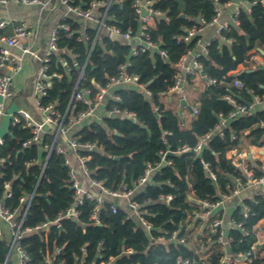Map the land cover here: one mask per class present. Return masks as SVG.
Listing matches in <instances>:
<instances>
[{"label":"trees","instance_id":"1","mask_svg":"<svg viewBox=\"0 0 264 264\" xmlns=\"http://www.w3.org/2000/svg\"><path fill=\"white\" fill-rule=\"evenodd\" d=\"M95 1L104 3L97 7V11L101 16L106 14V25H115L123 33L129 29L134 35L140 32L141 16L136 10L138 0H70V3L88 8ZM230 1L151 0L156 14L154 24L147 31L158 48L137 56H131L132 42L112 39L104 27L99 30L95 23H89L86 30L90 39H80L83 22L71 16L67 18L72 33L60 30L61 50L51 59V71L61 76L54 79L44 102L58 101L64 112L84 66L81 87L92 86L93 79L106 84L128 60L131 61L128 72L138 74L140 81L153 93L150 99L135 86L116 88L121 101L110 102L108 108L135 112L137 119L115 116L91 127L84 126L77 132L81 140L97 142L102 147L88 153L91 158L87 165L92 177L116 190L123 184L132 187L144 174L148 163L160 161L163 150L172 152L167 156L172 164H164L157 170L151 182L134 197L148 210L146 217L153 223L150 233L137 218H128L122 201L106 198L98 203L84 198L77 207L78 217L62 219V229L59 225H52L48 232L36 231L23 237L22 244L35 262L43 261L47 251L53 254L60 247L58 259L67 264H75L77 258H86L95 264L111 259V264H177L180 256L190 258L196 264H219L216 251L202 259L195 248L170 239V234L177 231L180 237L184 236L187 216L200 208V201L219 199L221 194L229 191V184L234 187L233 177L246 179L243 167L236 166L228 157L231 149L244 137L252 139L253 144H264V107L252 109L254 95L264 96V68L249 66L251 52L259 47L264 49V4L261 0H248L252 4L251 11L241 8L237 15L239 24H231L222 32L225 37L233 38L232 44L215 40L208 46L207 54L200 58L204 74L216 82H207L200 93L197 100L199 112L189 128L181 126V117L167 106L168 98L163 94L174 84L176 64L188 50L196 47L198 38L188 42L180 39L186 33L185 28L199 25L201 17L210 21L216 9ZM181 13L185 17H181ZM2 33L3 29H0ZM160 49L167 51L168 58L161 56ZM63 58L68 60L70 71L63 66ZM240 65L245 69L237 73ZM235 80H240L243 87L234 85ZM226 94L252 105L251 111L229 118L235 107L225 98ZM154 105H159L161 110L155 112ZM220 114L227 119L223 135L214 130L221 120ZM11 133L5 134L6 142L0 146V156L5 158L0 174V198H4L5 183L10 181L13 197L6 202L12 209H20L21 196L34 194L24 227L54 220L76 200L75 190L70 186L69 168L65 165L67 154L53 151L47 158L40 144L23 145L30 137L28 129L12 125ZM233 133L237 134V139L232 138ZM206 135L210 137L200 153L194 150L180 152L185 146L194 148ZM202 159L211 164L217 181L207 175ZM246 165L254 169L256 176L263 174L258 168L261 162L250 160ZM168 195L172 196L170 201L161 199V196ZM245 202L250 206L248 218L243 216L240 204L232 209L231 214L243 221L251 233L245 235L239 229L230 231L234 238L231 243L234 252L250 250L257 239L254 226L264 219V196L256 197L255 201L245 198ZM113 204L117 205L116 212L112 210ZM97 206L100 224H95L92 219ZM164 231L169 234L161 241L159 236ZM10 247L11 240L0 237V264H13L8 258ZM130 249L132 252L127 251ZM255 264L261 262L256 260Z\"/></svg>","mask_w":264,"mask_h":264},{"label":"built area","instance_id":"2","mask_svg":"<svg viewBox=\"0 0 264 264\" xmlns=\"http://www.w3.org/2000/svg\"><path fill=\"white\" fill-rule=\"evenodd\" d=\"M41 2V0H0V5L16 3L36 6L41 4ZM60 2L66 6L68 13L76 14L79 19L85 22L82 25L83 32L80 39H90V36L86 32L88 22H90L97 24L99 30L104 27L109 34L118 32L123 35L125 41L132 42L133 49L131 56H137L139 53L158 48L147 31L148 27L154 23V18L150 13L154 12L156 14L155 10L151 7V0H146L145 4L140 2V0L136 2V10L141 16V30L137 35L133 34L132 29L123 33L115 25H106V14L101 16L96 11L98 6L104 4L102 1H95L88 8L73 5L70 3V0H60ZM261 2L264 4V0H261ZM141 5L149 9L150 13L146 16L141 15ZM157 13L163 14L161 12ZM67 18L68 14L64 16L62 22L53 30L49 40L48 50L42 56H39L31 49L29 44L26 43L31 36V32L25 24L15 26L13 32L9 35L4 33L0 34V124L2 118L9 114L8 104L15 96V73L21 68L24 55L30 54L40 61V68L36 72L34 86L35 108L38 111V116L36 118L28 110L18 108L9 114L11 125H19L21 128L29 130L30 137L23 143L25 147L38 143L41 145V149L46 152L47 158L53 151L67 154L65 165L69 168L70 186L75 190L76 196L75 203L65 212L60 213L54 220H48L33 227H24L25 217L30 208L34 194L30 196H21L19 199L20 209H12L6 202V199L13 197L12 182L7 181L5 183L4 198H0V219L6 221L10 225L12 239L9 255L16 253L18 256V264H67L64 260L58 259V254L61 252L60 247H57L53 254L47 251L43 261L35 262L27 248L22 244V239L28 233L36 231L48 232L52 225H60L62 219H76L79 215L77 207L82 204L84 198L96 200L98 203H102L106 198L122 201V204L127 208L128 218H137L140 224L150 233L153 229V223L146 217L148 210L144 207L145 204L139 203L134 197L143 186L151 182L157 170L164 164H172V160L167 159V156L172 152L170 150H163L160 152V161L148 163L144 174L134 182L132 187L123 184L116 190L106 187L103 181L92 177L91 170L87 165V161L91 158L88 153L99 151L102 147L97 142L81 140L80 136L76 135L77 132L84 126L91 127L96 123H102L106 118H113L115 116L134 120L137 119V113L135 112L122 110L118 107L112 109L108 108L110 102L121 101V96L116 91V88L120 86H135L150 99L153 98V93L145 83L140 81V76L138 74L128 72L127 68L131 64V61L128 60L121 66L120 72L116 76L110 77L106 84L93 79L92 86L81 87L80 84L84 74V66L74 86L70 102L64 112L60 109V103L58 101L44 102V98L48 96L49 89L52 87L54 79L61 76L59 73L51 71V59L54 54H57L61 50L59 45L60 30L63 29L68 32V34L72 33V27L71 24L66 21ZM218 18L219 8L216 9V14L210 21L201 17L199 25L186 27V33L183 34L180 39L188 42L193 38H198L197 43H199V35L202 29L207 25L218 23ZM235 24H239L237 17L235 18ZM5 25V20L0 21V29L4 28ZM230 25L229 23L222 24L219 30L222 37L229 44H232L233 38L225 37L222 34L223 31L229 29ZM95 40L96 38L94 41ZM159 51L161 56L168 58L166 50L160 49ZM207 52L208 47L205 48L204 51L197 53H193L192 49L188 50L176 64L177 72L174 77L173 86L168 92L163 94L165 98H168L170 94L176 93L180 96V99H185L187 104L191 106L192 110L189 111L191 116L190 122L184 120L182 112L180 115L181 126L184 128L190 127L192 120L199 112L198 105L193 104L189 100V90L192 81L196 77L202 76L209 83L216 82L215 79L207 78L205 74L202 75L201 73L203 71V64L200 58L207 54ZM62 64L67 68V71L71 70V66L67 59L63 58ZM4 68H8V70L3 71ZM234 85L243 87V83L240 80H235ZM225 98L235 107L233 111L230 112L229 118H236L251 111L252 105L238 101L232 94H226ZM254 101L264 102V96L254 95ZM78 104L80 107H77ZM154 110L155 112H159L161 110L160 106L154 105ZM220 116L222 115L220 114ZM226 120L227 119L222 116L220 122L214 129L215 131H219L220 135H223L222 129L227 125ZM209 137L210 135L202 137L194 148L185 146L180 152L194 150L196 153H200ZM232 138L237 139V134L233 133ZM5 142V135L0 131V146H3ZM239 145L231 149L235 154L239 149ZM4 162L5 158L0 156V174ZM201 162L207 175L213 181H217V175L211 164L204 159H202ZM233 163L236 166L243 167L246 179L244 180L239 176L233 177L234 187H231L229 184L227 187L229 191L221 194L219 199L215 201L207 199L200 201V208L195 209L187 216L186 234L180 237L178 232L174 231L170 234V239H176L181 243H186L195 248V251L202 259H207L211 253L216 251L219 264H255L256 260L264 264V219H261L254 226L257 239L251 245L250 250L247 252H234L231 249V243L234 238L230 231L232 229H239L243 234L249 235L251 230L245 227L243 221H238L232 214L227 215L226 213V202L231 200L232 197L242 194V192L246 190L251 192L250 197H246L250 200L255 201L256 197L264 196V164L261 163L258 167L263 174L256 176L254 169L244 166L245 164L243 162L233 160ZM29 164L30 162H27V165ZM165 198L170 201L172 196H161V199ZM240 205L243 207V216L248 218L250 215V206L245 202V199L241 200ZM112 210L116 212V204L112 205ZM92 219L95 224L101 223L99 220V206L94 209ZM197 223H199V226L202 228L199 230L198 235L194 236L195 241L200 242L198 248L194 243H191L190 235L188 234L189 229L196 227ZM189 226L190 228L188 229ZM168 234V231L162 232L159 236V240H166ZM1 236L2 230L0 229V237ZM127 251L132 252L131 249ZM111 261L112 259L109 262H102L101 264H111ZM75 264L95 263H89L86 258H77ZM177 264H196V262L190 258L180 256L177 259Z\"/></svg>","mask_w":264,"mask_h":264},{"label":"crops","instance_id":"3","mask_svg":"<svg viewBox=\"0 0 264 264\" xmlns=\"http://www.w3.org/2000/svg\"><path fill=\"white\" fill-rule=\"evenodd\" d=\"M41 1V4L36 6H27L16 3L0 5V21H6V25L2 28L4 34L9 35L13 32L15 26L25 24L31 32V36L28 38L26 43H28L31 49H33L39 56H42L47 52L51 34L53 30L62 22L65 15L68 14V17L71 16L79 19L76 14L68 13L66 6L61 3L60 0ZM140 2L145 4L146 0H140ZM251 7L252 4L248 0H231L225 5L220 6L218 23L207 25L202 29L199 35L200 42L192 49L193 53L204 51L205 48H207L215 40H220L221 43H228L220 33V25L225 23L235 24V18L237 17L240 9L243 8L247 11H251ZM81 22H83V24L85 23L83 20H81ZM89 23L90 22H88V24ZM259 65H264V49L261 47L257 48V50H253L249 59L250 67L256 68ZM39 68L40 61L38 58L30 54L24 55L21 62V68L14 76L15 96L8 104L9 114L18 108H23L31 112L32 115L37 118L38 111L35 108L34 86L35 75ZM244 69L245 67L240 65L236 72L240 73ZM7 70L8 68L3 69V71ZM207 82L208 81L204 77L198 76L190 84L189 100L193 104H197L199 95L205 89ZM180 102L181 99L178 94H170L168 96L167 106L178 113V110H180ZM256 107H264V102L254 101L252 109ZM189 111L190 110L187 106L181 108L182 117L187 122L191 121ZM9 114L2 118L0 124V131L4 135L11 133L12 125ZM243 144H247L248 148L244 150L239 147L236 151V154H239L237 158L239 162L241 161L245 164L246 161L252 160L253 162L259 161L264 164V144H253L252 139L249 138H246ZM243 144L241 142L239 146H243ZM250 194L251 192L246 190L242 192V194L234 196L231 200L227 201V215L231 214L232 209L236 205L240 204L242 199L250 197ZM0 229L2 230L1 237H5L9 240L12 239L9 223L0 219ZM8 258L9 260H12L13 264H18V256L16 253L10 254Z\"/></svg>","mask_w":264,"mask_h":264},{"label":"water","instance_id":"4","mask_svg":"<svg viewBox=\"0 0 264 264\" xmlns=\"http://www.w3.org/2000/svg\"><path fill=\"white\" fill-rule=\"evenodd\" d=\"M149 9L147 7H145L144 5H141V15L142 16H146L147 14H149ZM152 16H155V13L154 12H151L150 13ZM181 17H185V14L184 13H181ZM111 38L114 39V40H117L119 42H124L125 41V38L123 37L122 34L118 33V32H112L110 34ZM261 68H264V65L261 66ZM252 69H249L248 71H251ZM242 72V71H241ZM202 75H204V71L201 72ZM187 106V108L191 111V106L187 104L186 100L185 99H181V102H180V110H178V115H181V108ZM12 135V133H11ZM171 154V153H170ZM60 229H62V226L59 225Z\"/></svg>","mask_w":264,"mask_h":264},{"label":"rangeland","instance_id":"5","mask_svg":"<svg viewBox=\"0 0 264 264\" xmlns=\"http://www.w3.org/2000/svg\"><path fill=\"white\" fill-rule=\"evenodd\" d=\"M245 139H246L245 137L242 139V144H243V142H244ZM247 146H248L247 144H243V146H239V147L245 150V149L248 148ZM238 156H239V154H234L233 151H229L228 152V157H231L234 161L237 160ZM244 166H247L246 163H245ZM199 225L200 224L198 223L197 226L194 227V228H192V229H189L190 226L188 227V229H189L188 234L190 235L189 237H190L191 243H194V245L197 248L199 247L200 242L195 241L194 236L198 234L199 230H201V227Z\"/></svg>","mask_w":264,"mask_h":264}]
</instances>
